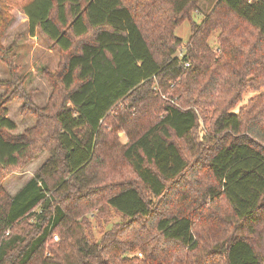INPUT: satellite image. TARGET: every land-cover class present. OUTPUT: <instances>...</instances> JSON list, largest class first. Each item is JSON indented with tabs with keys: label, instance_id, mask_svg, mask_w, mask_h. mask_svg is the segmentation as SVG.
<instances>
[{
	"label": "trees",
	"instance_id": "16d2710c",
	"mask_svg": "<svg viewBox=\"0 0 264 264\" xmlns=\"http://www.w3.org/2000/svg\"><path fill=\"white\" fill-rule=\"evenodd\" d=\"M5 2L65 59L59 105L33 131L10 134L0 95V264H264V93L234 111L264 89V0H219L227 19L192 22L180 56L190 0H0L13 79ZM46 148L7 194L6 174ZM113 153L132 179L108 173Z\"/></svg>",
	"mask_w": 264,
	"mask_h": 264
},
{
	"label": "rangeland",
	"instance_id": "374dc122",
	"mask_svg": "<svg viewBox=\"0 0 264 264\" xmlns=\"http://www.w3.org/2000/svg\"><path fill=\"white\" fill-rule=\"evenodd\" d=\"M218 1L219 0H190L191 5L187 10L189 20H183L174 30V36L181 40V45L175 53L176 56L183 54L182 49L186 45L190 35V24L194 22L200 25L205 19L211 16ZM4 6L6 15L3 14L4 16L2 17L7 20L8 25L2 35L1 44L6 50L12 46V50L7 54V61L11 64L12 70L15 72V80L14 78H10L11 69L0 60V95L7 96L8 103L5 106L7 109V117L12 120L17 127V129L10 134L20 135L35 129L36 124L40 121L38 118L42 117V114L39 113L40 111L47 110L48 113L44 114L52 118L51 113L58 107L60 102L61 91H59L58 74L62 70L65 54L54 48L53 45L40 34H36L34 37L29 36L27 20L19 12L18 8L11 3H7ZM212 16L216 17L218 21L220 19L225 21L227 19L226 17L229 15L219 11ZM219 34L220 30L218 29L208 38V45L213 49L218 47L217 38ZM81 42H85L84 38L74 42L73 47L75 50H78ZM259 93L260 95L263 94L264 89H261L260 92L247 90L243 93L242 99L234 108V111L237 112L240 107L247 104L248 100ZM123 106L124 104L122 106L120 105L119 109ZM112 114H114V112ZM201 125L202 126L198 128V131H200L199 135L203 134L207 128V126ZM50 127H52V124ZM114 134L120 146H125L127 144L128 138L125 132L114 131L112 136ZM110 143L111 142L107 139L106 147H108ZM184 151L186 154H189L187 153L189 152L187 148H184ZM48 157L49 152L47 148L25 157L20 163L21 166L19 168L17 167L6 174L5 180L1 184L2 189L10 196H13L36 174ZM104 160L105 163L108 164L109 174L116 168L122 167V178L124 180L133 178L130 168L126 166L120 153H113L109 158L104 157ZM197 179L202 187L210 184L206 177L199 178V176H197ZM219 208L221 211H224L223 205L220 204ZM94 214H96V212H94ZM91 221L93 222L94 220ZM116 221H118V219L114 217L112 223ZM93 225L95 236L98 237V228H96L95 223ZM216 227L217 226L214 225L213 229ZM55 236L57 235H54V237ZM58 240L59 238H57L56 241ZM53 242H55L54 238Z\"/></svg>",
	"mask_w": 264,
	"mask_h": 264
},
{
	"label": "built area",
	"instance_id": "2783aa9c",
	"mask_svg": "<svg viewBox=\"0 0 264 264\" xmlns=\"http://www.w3.org/2000/svg\"><path fill=\"white\" fill-rule=\"evenodd\" d=\"M54 240H55V241L57 240V237H56V236L54 237Z\"/></svg>",
	"mask_w": 264,
	"mask_h": 264
}]
</instances>
